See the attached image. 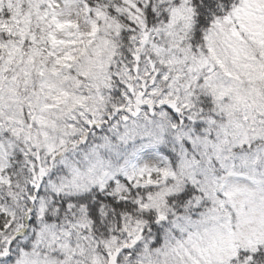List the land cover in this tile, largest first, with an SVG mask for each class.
I'll list each match as a JSON object with an SVG mask.
<instances>
[{
    "label": "snow or ice",
    "instance_id": "6c2138e0",
    "mask_svg": "<svg viewBox=\"0 0 264 264\" xmlns=\"http://www.w3.org/2000/svg\"><path fill=\"white\" fill-rule=\"evenodd\" d=\"M0 264H264V0H0Z\"/></svg>",
    "mask_w": 264,
    "mask_h": 264
}]
</instances>
